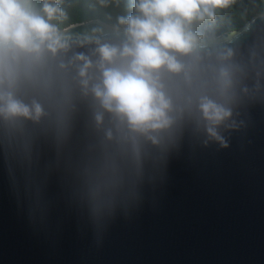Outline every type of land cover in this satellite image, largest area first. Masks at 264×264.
Instances as JSON below:
<instances>
[{
	"label": "water",
	"instance_id": "1",
	"mask_svg": "<svg viewBox=\"0 0 264 264\" xmlns=\"http://www.w3.org/2000/svg\"><path fill=\"white\" fill-rule=\"evenodd\" d=\"M59 30L67 51L0 83L42 108L0 118V264H264V15L199 37L185 72L165 73L175 123L157 144L107 114L98 125L81 86L76 57L95 63L97 41L118 43L122 29ZM203 95L232 112L219 129L227 147L204 129Z\"/></svg>",
	"mask_w": 264,
	"mask_h": 264
},
{
	"label": "clouds",
	"instance_id": "2",
	"mask_svg": "<svg viewBox=\"0 0 264 264\" xmlns=\"http://www.w3.org/2000/svg\"><path fill=\"white\" fill-rule=\"evenodd\" d=\"M233 0H131V12L117 18L122 39L118 43L97 41L98 60L80 55L78 69L85 94H91L99 111L111 117L118 130L133 141L141 138L157 144L158 135L175 123V105L170 97L165 73L179 76L186 61L200 47L193 25L214 21L216 10ZM66 18L56 2H45L37 10L31 0H0V83L8 82L14 66L39 62L47 54L58 56L69 48V38L53 21ZM90 42V41H89ZM225 78L227 73H222ZM225 83H230L225 79ZM198 110L208 137L227 147L219 129L231 118L229 108L207 95L200 96ZM41 106L27 104L13 90L0 87V118L38 119ZM112 139V133H108Z\"/></svg>",
	"mask_w": 264,
	"mask_h": 264
},
{
	"label": "trees",
	"instance_id": "3",
	"mask_svg": "<svg viewBox=\"0 0 264 264\" xmlns=\"http://www.w3.org/2000/svg\"><path fill=\"white\" fill-rule=\"evenodd\" d=\"M37 10L45 0H31ZM56 2L66 13V18L53 21L59 29L64 30L71 25L101 20L104 23L118 27L117 18L131 12V0H47ZM264 15V0H233L223 9L216 10L214 21L205 19L193 25V30L199 37L211 35L221 37L243 28L256 15Z\"/></svg>",
	"mask_w": 264,
	"mask_h": 264
}]
</instances>
